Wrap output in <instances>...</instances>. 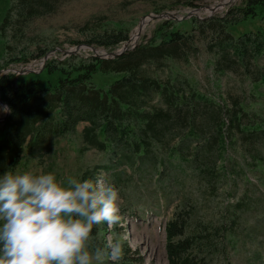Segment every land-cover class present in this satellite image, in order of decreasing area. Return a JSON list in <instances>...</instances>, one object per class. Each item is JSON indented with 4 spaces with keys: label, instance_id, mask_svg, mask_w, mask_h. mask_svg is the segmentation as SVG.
Listing matches in <instances>:
<instances>
[{
    "label": "trees",
    "instance_id": "16d2710c",
    "mask_svg": "<svg viewBox=\"0 0 264 264\" xmlns=\"http://www.w3.org/2000/svg\"><path fill=\"white\" fill-rule=\"evenodd\" d=\"M60 1L9 0L0 19V69L10 63L26 64L48 51H26L18 46L19 39L29 19L53 11ZM175 1L176 6L188 8L204 2ZM255 17L264 20V0H239L221 15L192 18L188 31L173 28L171 20L164 21L162 35L155 32L114 58L71 54L45 61L41 71L57 73L52 83L41 84L35 73L0 70V102L9 109L0 121V175L13 172L24 150L33 157L43 153L55 139L74 133L76 125L83 123L79 133L82 149L103 152L104 158L81 170L78 179L95 180L104 173L107 182L116 184L123 169L139 178L145 173V188L154 184L166 205L170 193L178 194V189L192 181L201 184L207 195L215 194L224 182L230 185L242 165L226 157L225 149L234 150L237 142L243 157L260 162V151L253 146L264 140V110L261 114L248 110L243 92H218L214 97L170 67L163 80L151 70L160 62L174 63L187 56L186 60L197 52L195 39L201 37L206 52L212 54L215 74H240L241 81L264 83V64L260 63L264 26L236 35L231 31ZM88 33L85 44L93 48L110 49L128 38V28L117 23L97 24ZM96 72L113 74L114 79L105 88L96 87L91 81ZM189 200L197 201L183 193L163 224L167 264H211L212 257L222 252V237L215 238L217 227L188 223L196 205L189 209ZM105 229V223L93 227L90 250L105 247L101 234Z\"/></svg>",
    "mask_w": 264,
    "mask_h": 264
},
{
    "label": "rangeland",
    "instance_id": "374dc122",
    "mask_svg": "<svg viewBox=\"0 0 264 264\" xmlns=\"http://www.w3.org/2000/svg\"><path fill=\"white\" fill-rule=\"evenodd\" d=\"M238 1L228 0L224 3V0L210 2L204 0L199 10L191 11L193 8L176 6L175 0H61L53 11L29 19L23 28L24 35L19 39L21 43L18 46L22 45L26 51L34 52L36 48H46L48 51L42 57L32 58L26 64L10 63L0 70L17 74L21 69L29 68L33 72L25 75L35 73L39 76L41 84L46 81L52 83L57 73L45 74L41 71V60L44 57H46L43 60L45 63L52 59L61 60L71 54L86 58L94 54L92 49L109 52L120 48L123 42L110 49L93 48L85 44L89 30L97 24L117 23L127 27L129 42L136 44L153 37L155 32L159 36L162 35L159 33L163 31L160 28L164 21L171 20L173 28L188 31L192 18L202 20L212 15H221ZM8 3L9 0H0V19ZM210 8L212 12L205 11ZM188 11L192 12L191 16L179 19ZM164 13L172 14L177 19ZM148 15L162 16L143 19L141 24L144 25L137 36L139 19ZM263 26L264 20L260 17L248 18L231 28V31L236 35ZM10 43L15 45L14 41ZM195 44L198 47L195 54L188 55L186 60L184 58L187 56L182 57L174 63L160 62L155 69L152 68V73L163 80L167 68L170 67L173 72L184 76L190 85L214 97H217L218 92L220 94L225 91L229 94L243 92L248 110L261 114L264 110V83L252 84L241 81L240 74L234 75L229 72L222 75L215 74L211 64L212 54L206 52L204 39L197 37ZM100 53L97 51V55ZM1 56L0 41V58ZM260 63L264 64V59H260ZM112 79H114L113 74L102 75L96 72L91 75L92 83L100 88H105ZM253 100L257 103H252ZM3 113V107L0 106V117ZM82 126L83 123H78L74 133L55 139L47 151L34 153V157L24 150V155L13 172L32 171L34 174L51 172L58 180H66L67 177L78 179L81 170L102 163L104 158L103 152L82 149L79 135ZM235 145L234 150L230 147L225 149V156L230 155L232 162L241 164L242 168L241 173L234 177L233 181L230 178V185L224 182L217 186L215 194L207 195L201 184L192 181L189 186L178 189V194L170 193L168 196L171 200L167 205L164 198L155 193L157 191L154 184L145 188L147 174L144 173V176L139 178L129 169H123L120 181L116 184L112 183L119 193L118 205L122 225L110 229L105 223L106 229L101 233L105 247L109 238L122 242L123 257L117 262L105 258L103 264H167L163 224L169 218L173 206L181 201L183 193L197 200L188 201L189 209L196 204L189 213L188 223L191 220L199 228L215 226L216 241L220 236L222 237L223 241L220 244L222 252L212 257L211 264H264V140L253 146L260 151V162H253L247 156L243 157L239 144L236 142ZM117 170L121 169L117 168ZM99 177L106 180L107 175L103 173ZM222 226L226 227L225 231ZM93 264L98 262L94 261Z\"/></svg>",
    "mask_w": 264,
    "mask_h": 264
},
{
    "label": "clouds",
    "instance_id": "9594fccd",
    "mask_svg": "<svg viewBox=\"0 0 264 264\" xmlns=\"http://www.w3.org/2000/svg\"><path fill=\"white\" fill-rule=\"evenodd\" d=\"M118 200V190L103 177L58 180L51 172L6 171L0 175V264L121 260L118 239L90 250L94 226L122 225Z\"/></svg>",
    "mask_w": 264,
    "mask_h": 264
},
{
    "label": "water",
    "instance_id": "95a60500",
    "mask_svg": "<svg viewBox=\"0 0 264 264\" xmlns=\"http://www.w3.org/2000/svg\"><path fill=\"white\" fill-rule=\"evenodd\" d=\"M226 1H228V0H225L224 3H225ZM205 7H208V6H205ZM199 9H200V8H193L191 11H197V10H199ZM210 9H211V12H212V8H210ZM191 11H188L187 14H186L185 16H182V17L179 18V19H182V18H188L189 16L192 15V12H191ZM164 14H167V13H164ZM167 15L172 16L173 19H177V18L174 17L172 14H167ZM161 16H162V15H157V16H150V15H148V16H143V17H141V18L139 19L138 24H137V29H138V30H137V36H138V34H139V30L142 28L141 20H143V19H145V18H147V19L160 18ZM129 38H130V37H128L127 40H126L125 42L122 43V45L120 46V48H118V49H116V50H114V51L106 52V51H104V50H96V49H92V51L94 52L93 55H94V56L104 57V58H114V57L118 56L119 54H121L122 52H124L125 50L130 49V48H132V47L135 45L134 42H129V41H128ZM97 51H100V52H101L100 55H97ZM70 52H72V51H70ZM45 59H46V57H44L43 60H45ZM29 72H33V70H30L29 68H27V69H26V68H23V69H21L20 71H18L17 74H26V73H29ZM0 106H2V107H3V110H4V107H5L6 105L0 102ZM7 112H8V111H5V110H4L3 115L0 117V121H2V120L5 118V116L7 115Z\"/></svg>",
    "mask_w": 264,
    "mask_h": 264
},
{
    "label": "bare ground",
    "instance_id": "6f19581e",
    "mask_svg": "<svg viewBox=\"0 0 264 264\" xmlns=\"http://www.w3.org/2000/svg\"><path fill=\"white\" fill-rule=\"evenodd\" d=\"M225 1V0H224ZM214 10V9H213ZM205 11H209V13L211 12V10L210 9H207V10H205ZM142 21V20H141ZM145 23H146V20H145ZM144 25V23L142 24V26ZM135 33V32H134ZM137 35V34H136ZM133 37H135V35L133 36ZM132 37V38H133ZM130 39V38H129ZM129 39H128V41H129Z\"/></svg>",
    "mask_w": 264,
    "mask_h": 264
},
{
    "label": "built area",
    "instance_id": "2783aa9c",
    "mask_svg": "<svg viewBox=\"0 0 264 264\" xmlns=\"http://www.w3.org/2000/svg\"><path fill=\"white\" fill-rule=\"evenodd\" d=\"M41 64H42V60H41ZM41 66V65H40Z\"/></svg>",
    "mask_w": 264,
    "mask_h": 264
}]
</instances>
